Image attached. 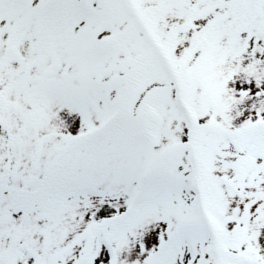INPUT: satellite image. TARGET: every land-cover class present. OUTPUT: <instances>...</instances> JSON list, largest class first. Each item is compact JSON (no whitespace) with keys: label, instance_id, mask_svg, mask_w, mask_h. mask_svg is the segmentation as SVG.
Wrapping results in <instances>:
<instances>
[{"label":"snow or ice","instance_id":"1","mask_svg":"<svg viewBox=\"0 0 264 264\" xmlns=\"http://www.w3.org/2000/svg\"><path fill=\"white\" fill-rule=\"evenodd\" d=\"M0 264H264V0H0Z\"/></svg>","mask_w":264,"mask_h":264}]
</instances>
